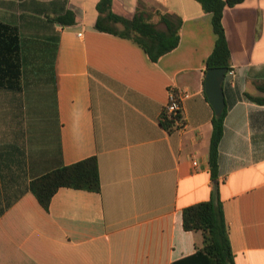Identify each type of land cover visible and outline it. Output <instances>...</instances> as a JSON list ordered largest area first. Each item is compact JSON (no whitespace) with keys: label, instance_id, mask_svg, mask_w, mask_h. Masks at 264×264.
<instances>
[{"label":"crops","instance_id":"crops-1","mask_svg":"<svg viewBox=\"0 0 264 264\" xmlns=\"http://www.w3.org/2000/svg\"><path fill=\"white\" fill-rule=\"evenodd\" d=\"M100 1L0 0V264H196L203 234L185 230L183 211L216 197L234 264H264V0L224 11L235 76L223 82L216 178L211 14L195 0H112L128 19L149 7L182 18L179 46L153 63L96 28ZM67 13L74 23L58 21ZM172 87L182 125L169 132ZM90 157L100 193L61 188L46 210L30 191L31 180Z\"/></svg>","mask_w":264,"mask_h":264},{"label":"trees","instance_id":"trees-1","mask_svg":"<svg viewBox=\"0 0 264 264\" xmlns=\"http://www.w3.org/2000/svg\"><path fill=\"white\" fill-rule=\"evenodd\" d=\"M195 1L201 4L206 13L211 14L212 26L216 35L214 49L206 60V73L212 68H227L229 71L231 69V54L223 25V15L226 8H233L245 0ZM97 8L100 16L96 28L99 31L113 33L132 40L144 50L153 63H157L180 44V30L183 25L180 16L160 13V23L164 25V28L161 29L145 18L143 13L137 12L131 19L113 13L112 0H101ZM58 21L74 23L75 19L72 13H67ZM111 22L122 24L124 30L122 32L115 31L109 25ZM227 113L228 106L220 115H216L214 112L212 118L213 130L209 150V165L211 175L214 178L218 176L219 148L224 135ZM161 124L169 132L176 128V122L173 119L162 117ZM61 188L100 193L102 183L98 159L96 157L86 158L48 172L30 182V191L46 210L49 209L52 198ZM183 223L185 230L200 231L204 239L203 246L190 260L196 264H234L229 228L222 202L218 197L186 207L183 211Z\"/></svg>","mask_w":264,"mask_h":264},{"label":"water","instance_id":"water-1","mask_svg":"<svg viewBox=\"0 0 264 264\" xmlns=\"http://www.w3.org/2000/svg\"><path fill=\"white\" fill-rule=\"evenodd\" d=\"M227 72V68H212L209 69L206 73V95L216 115H220L226 108L223 82L227 75Z\"/></svg>","mask_w":264,"mask_h":264},{"label":"built area","instance_id":"built-area-1","mask_svg":"<svg viewBox=\"0 0 264 264\" xmlns=\"http://www.w3.org/2000/svg\"><path fill=\"white\" fill-rule=\"evenodd\" d=\"M227 76L234 77L235 70L231 68L227 72ZM182 98L183 94L176 91L173 87L169 89V98L164 106L162 117L165 119H173L176 122V126L182 125Z\"/></svg>","mask_w":264,"mask_h":264},{"label":"rangeland","instance_id":"rangeland-1","mask_svg":"<svg viewBox=\"0 0 264 264\" xmlns=\"http://www.w3.org/2000/svg\"><path fill=\"white\" fill-rule=\"evenodd\" d=\"M148 13L147 15L145 16V18H147L149 21H151L152 23L156 24L157 27L159 28H164V25L160 23V15H159V12L157 13L156 10L154 9V7H149L148 8ZM115 28L117 29H121L123 30L124 27L122 24H118L115 26Z\"/></svg>","mask_w":264,"mask_h":264}]
</instances>
